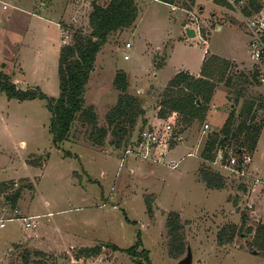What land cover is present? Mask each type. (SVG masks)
Masks as SVG:
<instances>
[{"label": "rangeland", "instance_id": "rangeland-1", "mask_svg": "<svg viewBox=\"0 0 264 264\" xmlns=\"http://www.w3.org/2000/svg\"><path fill=\"white\" fill-rule=\"evenodd\" d=\"M40 1L46 2L47 12H41ZM227 1L176 0L174 9L162 0H140L135 24L109 36L91 72L86 106L94 107L99 126H107L106 115L121 93L114 84L116 73L126 72L128 91L142 99L145 114L121 143L111 132L103 144L95 143L91 126L76 119L70 137L57 147L45 99L19 100L0 93V222L6 223L0 225V264H139L113 247L133 246L139 233L152 264H180L189 247L192 264H264V256L249 246L254 232L247 231L264 222V130L244 174L202 157L208 136L221 129L229 112L238 113L245 98L264 91L259 78L264 63L251 57L246 28L247 10L254 9L248 0ZM259 1L264 7V0ZM92 2L0 0V71L18 87L40 86L57 97L61 47L77 30L91 32ZM188 27L196 36L188 35ZM215 54L232 59L230 74L236 67L255 70L258 81L234 76V87L219 83L203 121L183 130L177 119L175 132L182 139L172 143L164 160L127 153L143 129L161 126L172 113L165 118L159 114L169 81L179 71L201 72L204 55ZM240 86L244 95L237 101ZM229 147L223 151L238 158L235 146ZM170 158L181 162L173 168ZM203 165L226 177L225 188L205 184L199 174ZM19 188L14 206L8 196ZM172 211L179 212L183 223L184 239L177 245L169 233ZM34 214L41 215L38 226L26 229L22 217ZM243 214L247 221L242 231L220 243L221 230H227L228 238L232 225L241 226ZM94 246L101 247L83 250Z\"/></svg>", "mask_w": 264, "mask_h": 264}, {"label": "trees", "instance_id": "trees-1", "mask_svg": "<svg viewBox=\"0 0 264 264\" xmlns=\"http://www.w3.org/2000/svg\"><path fill=\"white\" fill-rule=\"evenodd\" d=\"M162 1L173 4L176 0ZM216 1L229 4L227 0ZM248 5L256 11L262 7L259 0H248ZM139 13H141L140 0H109L106 4L93 0L89 15L91 32L84 33L82 30H77L73 34V40L61 47L58 70L59 95L51 97L40 86L25 89L18 87L15 82L9 79L8 75L1 71L0 93H5L9 98L19 100L45 99L46 106L51 112L49 130L53 135V144L57 147H60L70 137L76 119H80L83 124L91 126V135L95 143L103 144L110 132L121 143L124 136L135 128L138 118L145 114L142 99L128 91L129 82L126 72L121 70L116 73L114 84L121 93L115 106L106 115L107 126L98 125L97 113L93 106H86L85 94L99 51L112 33L132 27L138 19ZM247 13L248 15L252 14L250 10H247ZM232 66L231 60L215 54L205 58L200 75L186 71L177 72L163 92L160 116L165 118L171 112L177 111L179 124L183 125V130L187 129L206 118L219 83L225 82L228 87H234L236 86L232 82L234 76L244 82L249 81L251 76L258 81V71L254 70L248 74L245 71H238V67H236L235 73L230 74ZM243 95V86H240L237 101ZM144 120H146L145 117ZM263 126L264 95L245 98L240 111L236 113V110L232 109L221 129L219 131L213 130L208 136L202 157L207 161L214 162L219 151L230 148L231 145L235 146L236 154L241 157L245 151L253 153ZM228 151H224L223 161L228 159ZM242 161L243 159L240 158L239 166H241ZM199 174L209 188L223 189L226 186V177L207 165L201 167ZM2 185L7 187L9 182H3ZM21 192L22 190L19 188L8 196L14 206L18 202ZM147 207L149 214L153 216V207L149 201ZM242 218L240 227L231 226V234L228 238H226L227 230H221L219 234L220 243L224 244L226 241H231L234 235L242 231V227L246 225L247 216L243 214ZM168 226L173 244L182 243L184 239L182 235L183 223L179 212H170ZM247 231L249 233L254 232L253 238L249 242L251 251L264 256V222H260L254 229L251 226L248 227ZM180 245L176 248L179 249ZM141 246L140 233L133 246L121 248L113 245L115 249L123 250L134 259H138L139 264H152L150 251L141 248ZM100 247H86L83 250L97 251Z\"/></svg>", "mask_w": 264, "mask_h": 264}, {"label": "built area", "instance_id": "built-area-1", "mask_svg": "<svg viewBox=\"0 0 264 264\" xmlns=\"http://www.w3.org/2000/svg\"><path fill=\"white\" fill-rule=\"evenodd\" d=\"M241 3H244L245 0H240ZM260 2V1H259ZM175 9V5L171 4ZM7 7V6H6ZM246 28L250 35L249 50L251 57L257 62L264 63V7H261L259 10H254V12L246 18ZM206 48L205 55L209 53V44L205 40ZM128 47L131 46L130 43L127 44ZM126 58H129V55H126ZM259 78L264 81V68L262 74ZM178 119L177 111L172 112L168 119L164 121L161 126L147 127L143 129L137 138L132 139L131 146L127 148V153H133L137 156H142L143 158H156L164 160L171 150L172 143H177L182 139L179 132H175V124ZM210 126L208 123L205 124V129H208ZM229 157L226 161H223L224 151L221 149L218 160L222 163L226 162V167H232L235 171L244 174V169L248 166L252 160V155L250 152L245 151L241 156L231 154L230 150L228 151ZM242 158L241 166H239V159ZM216 159V161H217ZM181 160L175 158H170L169 163L173 168H176ZM215 162V161H214ZM241 167V168H240ZM261 181L260 179H257ZM41 215L35 216H23L24 226L26 229L36 228L38 226L37 219ZM12 219V218H10ZM1 226H5V222H0Z\"/></svg>", "mask_w": 264, "mask_h": 264}, {"label": "crops", "instance_id": "crops-1", "mask_svg": "<svg viewBox=\"0 0 264 264\" xmlns=\"http://www.w3.org/2000/svg\"><path fill=\"white\" fill-rule=\"evenodd\" d=\"M33 3L36 4L35 1H34ZM40 4H41V6H42V7H41V8H42V11H41V10L38 11V9L36 8L37 11H38V12H40V11H41V12H44V11L47 12V11H46V10H47V8H46V5H47L46 2H44V1H40ZM1 5H2V4H1ZM2 7H3V6H2ZM3 9H4V8H3ZM3 9L0 8V14L3 13ZM48 13H49V12H48ZM49 14H50V13H49ZM218 27H219V29L222 28L221 25H220V26L218 25ZM220 57L225 58V57H223V56H220ZM204 58H206L205 55H204ZM226 59H229V58H226ZM229 60H232V59H229ZM238 71H245V72H248V74H251L254 70H247V71H246V70H241V69L238 67ZM262 72H263V68H262ZM262 72H261V73H262ZM190 73H192V72H190ZM193 74H195V75H200V72H198V73H193ZM258 74H259V72H258ZM258 76H259V75H258ZM261 81H262V80H261ZM259 93H261V94L264 95V91H260ZM215 94H216V92L214 93V97H213V99L216 98V95H215ZM263 130H264V126H263V128H262L261 134H262ZM260 136H261V135H260ZM263 179H264V178H263ZM35 215H38V214L29 215V216H35Z\"/></svg>", "mask_w": 264, "mask_h": 264}, {"label": "water", "instance_id": "water-1", "mask_svg": "<svg viewBox=\"0 0 264 264\" xmlns=\"http://www.w3.org/2000/svg\"><path fill=\"white\" fill-rule=\"evenodd\" d=\"M187 32L189 36H196V30L194 28L188 27ZM192 251L188 248L187 256L181 260L180 264H192Z\"/></svg>", "mask_w": 264, "mask_h": 264}]
</instances>
